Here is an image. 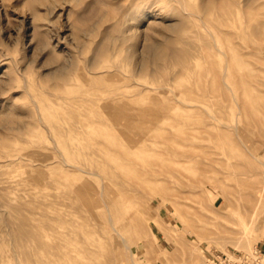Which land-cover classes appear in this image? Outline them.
<instances>
[{
	"label": "rangeland",
	"instance_id": "374dc122",
	"mask_svg": "<svg viewBox=\"0 0 264 264\" xmlns=\"http://www.w3.org/2000/svg\"><path fill=\"white\" fill-rule=\"evenodd\" d=\"M241 141L264 161V0H0V264L45 256L38 235L83 264L262 247Z\"/></svg>",
	"mask_w": 264,
	"mask_h": 264
},
{
	"label": "bare ground",
	"instance_id": "6f19581e",
	"mask_svg": "<svg viewBox=\"0 0 264 264\" xmlns=\"http://www.w3.org/2000/svg\"><path fill=\"white\" fill-rule=\"evenodd\" d=\"M212 3V4H211ZM210 3V5H208L209 8H212L214 7V1H212ZM230 3V2H229ZM218 10L220 9V7H217ZM261 8V7H260ZM224 9V8H223ZM221 10V9H220ZM206 11V9H205ZM250 11V10H249ZM257 11V10H256ZM232 12V10H231ZM253 13V12H252ZM248 17V16H247ZM230 19V18H229ZM248 20V19H247ZM254 23V22H253ZM251 35V34H250ZM217 43V42H216ZM197 46V45H196ZM199 48V47H198ZM162 54L164 53V55H169L171 56L172 58H174L176 61L180 62V64H182L183 66L185 67H188L189 65V56H190V53L187 49H181V50H165V51H162L161 52ZM160 53V54H161ZM161 54V55H162ZM207 58V57H206ZM229 61V60H228ZM174 62V61H173ZM262 63V62H261ZM144 64L141 65V70L143 71L144 70ZM226 68V69H225ZM227 70V67L224 66V72H223V76H222V82H223V85H227L226 83V77H227V73L225 72ZM53 71V70H52ZM261 73V72H260ZM259 75V74H258ZM261 75V74H260ZM247 76V75H246ZM261 77H263L261 75ZM258 78V77H257ZM240 80V79H239ZM249 80H251V78H249ZM252 81H253V78H252ZM241 82V81H240ZM257 83V82H255ZM259 83V82H258ZM245 84V83H244ZM260 85V84H259ZM202 86V85H201ZM58 88V86H57ZM203 89V88H202ZM229 89V88H228ZM95 90V89H94ZM121 90V89H120ZM98 92V91H96ZM213 92V91H212ZM210 93V92H209ZM215 93V92H214ZM212 94V93H211ZM216 95V94H215ZM241 95V94H240ZM244 95V93H243ZM261 96V95H260ZM255 97V96H254ZM258 97V96H257ZM242 98V96H241ZM256 98V97H255ZM127 99V98H125ZM257 99V98H256ZM128 100V99H127ZM197 101V100H196ZM200 101V100H199ZM214 102V101H213ZM203 103V102H202ZM85 104V103H84ZM216 104V103H215ZM256 105V103H255ZM218 106V105H217ZM200 108L201 106L197 105L195 106V108ZM221 107V106H220ZM202 108V107H201ZM254 108V107H253ZM252 109V108H251ZM215 110V109H214ZM202 113V112H201ZM217 113V112H216ZM222 113V112H221ZM252 113V112H251ZM250 113V114H251ZM260 113V112H259ZM253 114V113H252ZM255 115V113H254ZM253 115V116H254ZM202 116V115H201ZM164 117V116H163ZM221 117V116H220ZM203 118V117H202ZM213 119L217 120L218 121V118L215 117V116H212ZM255 119V118H254ZM246 122V120H245ZM206 129H211L210 127L212 128H219L217 127L216 125H214L213 123H206L205 125ZM242 127V126H241ZM229 128V127H228ZM244 128V126H243ZM249 128V127H248ZM230 129V128H229ZM247 129V128H246ZM240 131V129H238V127L235 126L234 128V131L237 133V131ZM248 131V130H247ZM216 132V131H215ZM242 132V131H241ZM250 132V131H249ZM196 136H198V134L200 133L199 131L196 132ZM239 134V133H238ZM228 135V134H226ZM240 135V134H239ZM242 135V134H241ZM236 136V134H235ZM209 137V134H208V131L203 135V138H205L206 140L208 139ZM237 137V136H236ZM222 138V137H221ZM227 138V137H226ZM250 140V139H249ZM228 141H231V140H228ZM255 143V142H254ZM234 145V144H233ZM235 147V146H234ZM240 147H241V153L243 156H240V157H246L247 159H251V161L248 163H246L244 166L242 165H234V167H242V168H239V170L241 169L242 170H248L251 172V179H256L258 178L257 176L260 177V172H259V168H260V165H263L264 164V161L261 160L260 158V155H258L257 153H255L250 147L251 146H248L245 142L241 141V144H240ZM239 150V149H238ZM239 153V152H238ZM260 154V153H259ZM240 155V154H239ZM246 159V160H247ZM245 160V161H246ZM244 161V162H245ZM242 174H245L244 172H242ZM261 179V178H260ZM257 180V179H256ZM263 180H264V175H263ZM257 181L253 180V184H251L252 186H255L256 188V185H257ZM119 184V183H118ZM258 187V186H257ZM104 195V188L102 186L101 188V196ZM208 199L211 201V199L208 197ZM253 204V207H250V209L247 210V213H249V221H251V225L252 224H257L258 222V218H259V214H258V207L260 205L259 202L255 201V202H252ZM109 220H111V216L109 217ZM21 232V231H20ZM35 232V231H34ZM250 232H251V229H249V227H244L242 228V232H241V235L236 237L235 238V242H234V246L236 248H240V249H244V250H248L250 248ZM22 233V232H21ZM36 234V233H35ZM76 235H79L78 232ZM33 237L34 236V233L32 235ZM80 236V235H79ZM73 237V236H72ZM37 238V237H36ZM220 244H222V242H219ZM38 247L39 248H42V249H48L47 250V254L45 256H40V255H37L38 258L35 259L34 261V264H55L58 260L62 259L63 257H69L67 260V263L65 264H83L82 263V260L80 258V252L78 250H75V246L74 248H72L70 245H63L62 243L61 244H56V245H52L51 247L49 246L48 243L44 242L42 239H41V236L38 235ZM75 252L74 254L72 252Z\"/></svg>",
	"mask_w": 264,
	"mask_h": 264
},
{
	"label": "built area",
	"instance_id": "2783aa9c",
	"mask_svg": "<svg viewBox=\"0 0 264 264\" xmlns=\"http://www.w3.org/2000/svg\"><path fill=\"white\" fill-rule=\"evenodd\" d=\"M205 264H264V250L255 247L250 253L213 248L206 252Z\"/></svg>",
	"mask_w": 264,
	"mask_h": 264
},
{
	"label": "crops",
	"instance_id": "0c3cea01",
	"mask_svg": "<svg viewBox=\"0 0 264 264\" xmlns=\"http://www.w3.org/2000/svg\"><path fill=\"white\" fill-rule=\"evenodd\" d=\"M262 248H263V250H264V245H262Z\"/></svg>",
	"mask_w": 264,
	"mask_h": 264
}]
</instances>
